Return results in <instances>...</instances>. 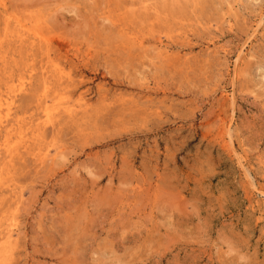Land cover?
<instances>
[{
	"label": "rangeland",
	"instance_id": "374dc122",
	"mask_svg": "<svg viewBox=\"0 0 264 264\" xmlns=\"http://www.w3.org/2000/svg\"><path fill=\"white\" fill-rule=\"evenodd\" d=\"M0 104V264H264V0H0Z\"/></svg>",
	"mask_w": 264,
	"mask_h": 264
},
{
	"label": "bare ground",
	"instance_id": "6f19581e",
	"mask_svg": "<svg viewBox=\"0 0 264 264\" xmlns=\"http://www.w3.org/2000/svg\"><path fill=\"white\" fill-rule=\"evenodd\" d=\"M21 86H19V88H20ZM18 90V89H17ZM0 106H1V104H0ZM67 108V107H66ZM50 110V109H49ZM47 111V110H46ZM51 112V111H50ZM53 113V112H52ZM46 115L48 116L49 115V113L47 112L46 113ZM1 119H3V118H1ZM1 123V122H0Z\"/></svg>",
	"mask_w": 264,
	"mask_h": 264
}]
</instances>
